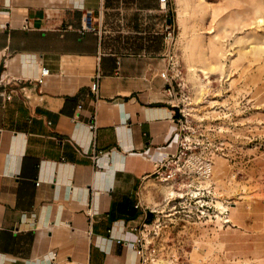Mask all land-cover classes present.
Instances as JSON below:
<instances>
[{"label": "crops", "instance_id": "0c3cea01", "mask_svg": "<svg viewBox=\"0 0 264 264\" xmlns=\"http://www.w3.org/2000/svg\"><path fill=\"white\" fill-rule=\"evenodd\" d=\"M110 4L0 0V264H141L143 194L180 114L161 54L106 49Z\"/></svg>", "mask_w": 264, "mask_h": 264}, {"label": "rangeland", "instance_id": "374dc122", "mask_svg": "<svg viewBox=\"0 0 264 264\" xmlns=\"http://www.w3.org/2000/svg\"><path fill=\"white\" fill-rule=\"evenodd\" d=\"M107 9L109 52L173 55L172 101L184 115V154L169 168L181 172L143 194L156 216L141 264H264V0H111ZM204 163L208 179L197 173Z\"/></svg>", "mask_w": 264, "mask_h": 264}, {"label": "built area", "instance_id": "2783aa9c", "mask_svg": "<svg viewBox=\"0 0 264 264\" xmlns=\"http://www.w3.org/2000/svg\"><path fill=\"white\" fill-rule=\"evenodd\" d=\"M160 6L162 4H164V6L166 5V0H158ZM176 64H175V60L173 55H169L167 62H166V66L164 71L160 72V78L166 83V88L165 91L168 93V95L172 98L173 94L175 95V88L179 87V84L177 83V81L175 80L176 77ZM48 70L47 69H42L40 78L37 80V82L41 83L42 82V78L48 75ZM99 79H100V74L99 72H96L95 76L92 79L91 82V86H90V90L93 94H97L98 89H99ZM0 97H3L6 101L10 100L11 95L10 94H4V93H0ZM177 108V106H176ZM178 109V108H177ZM179 110V109H178ZM179 114L180 117L177 120L178 123V128H179V135H180V141L178 143V148H177V152L173 157L170 158H164L161 160V162L158 164L157 166V170L154 173V178L155 179H159L160 176L162 174H164L166 176V178L171 181L174 180L175 177L177 176V173L181 172V168H176V171H170V165L171 162H174V160H176L177 158H180V156L182 154H184L183 150H185V145L183 144L185 141V136L183 134V132L185 131L183 128V124H184V115L181 112V110H179ZM88 128L91 131V133L93 134V138H94V134L96 131V123L94 121V119H92V121H90L88 123ZM187 149V148H186ZM94 158H96V156L94 155ZM188 162V160L186 161V163ZM184 168H187V166H183ZM185 173V172H182ZM198 175L203 178V179H208L210 177L211 174V166L209 163H204L202 164L200 167H198V171H197ZM87 214L90 216V210L87 211ZM138 252L141 256V262L143 260V238L141 237V239H139L138 241Z\"/></svg>", "mask_w": 264, "mask_h": 264}, {"label": "bare ground", "instance_id": "6f19581e", "mask_svg": "<svg viewBox=\"0 0 264 264\" xmlns=\"http://www.w3.org/2000/svg\"><path fill=\"white\" fill-rule=\"evenodd\" d=\"M161 7L164 8V4H162ZM181 35H182V32H181ZM214 37L215 36H213L211 38H207V41L205 42V47L208 48L209 50L213 48ZM187 49L189 50L190 48H188V46L187 47L185 46L184 50H187ZM188 71H189V74L193 77L194 81H197V84H199V86H201V83H200L201 81L199 82V76L197 75V73L193 69V67L188 66ZM167 182H168V179L166 178V176L164 174H162L161 177H160L159 183L162 184V185H165V184H167ZM151 183L153 184V183H155V181H152Z\"/></svg>", "mask_w": 264, "mask_h": 264}]
</instances>
